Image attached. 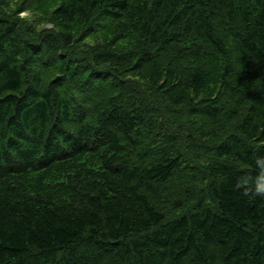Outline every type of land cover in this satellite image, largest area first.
Wrapping results in <instances>:
<instances>
[{"label": "trees", "instance_id": "16d2710c", "mask_svg": "<svg viewBox=\"0 0 264 264\" xmlns=\"http://www.w3.org/2000/svg\"><path fill=\"white\" fill-rule=\"evenodd\" d=\"M258 159L264 0H0V264H264Z\"/></svg>", "mask_w": 264, "mask_h": 264}, {"label": "clouds", "instance_id": "9594fccd", "mask_svg": "<svg viewBox=\"0 0 264 264\" xmlns=\"http://www.w3.org/2000/svg\"><path fill=\"white\" fill-rule=\"evenodd\" d=\"M16 7H18V4L14 2L12 8L15 9ZM28 15L27 12L20 13L21 18L27 17ZM257 163L264 168V159H258ZM244 182L247 183V181ZM254 194L264 196V172H262L255 180Z\"/></svg>", "mask_w": 264, "mask_h": 264}, {"label": "rangeland", "instance_id": "374dc122", "mask_svg": "<svg viewBox=\"0 0 264 264\" xmlns=\"http://www.w3.org/2000/svg\"><path fill=\"white\" fill-rule=\"evenodd\" d=\"M25 18V17H24ZM27 18H29V15L27 16ZM50 27V26H49Z\"/></svg>", "mask_w": 264, "mask_h": 264}]
</instances>
